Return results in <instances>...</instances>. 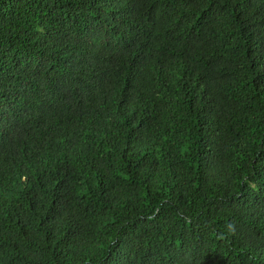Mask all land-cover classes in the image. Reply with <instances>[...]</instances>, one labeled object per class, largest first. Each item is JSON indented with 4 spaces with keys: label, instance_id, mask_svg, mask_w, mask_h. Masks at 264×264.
<instances>
[{
    "label": "trees",
    "instance_id": "trees-1",
    "mask_svg": "<svg viewBox=\"0 0 264 264\" xmlns=\"http://www.w3.org/2000/svg\"><path fill=\"white\" fill-rule=\"evenodd\" d=\"M0 264H264V0H0Z\"/></svg>",
    "mask_w": 264,
    "mask_h": 264
}]
</instances>
